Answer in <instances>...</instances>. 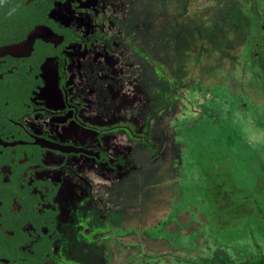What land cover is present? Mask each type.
I'll return each instance as SVG.
<instances>
[{"label": "flooded vegetation", "instance_id": "obj_1", "mask_svg": "<svg viewBox=\"0 0 264 264\" xmlns=\"http://www.w3.org/2000/svg\"><path fill=\"white\" fill-rule=\"evenodd\" d=\"M182 1L0 0V264H113L121 236L163 239L143 192L176 191L174 124L200 95Z\"/></svg>", "mask_w": 264, "mask_h": 264}, {"label": "rangeland", "instance_id": "obj_2", "mask_svg": "<svg viewBox=\"0 0 264 264\" xmlns=\"http://www.w3.org/2000/svg\"><path fill=\"white\" fill-rule=\"evenodd\" d=\"M159 4L154 9V15L158 17V29H174L171 26L175 24L178 4L176 1V5ZM244 4H250L258 24L263 26L260 36L264 44L262 0H244V3L239 0H183L182 7L179 3L180 10H184V28L192 30L194 22L199 25L197 72L200 95L197 97L198 94L185 92L188 100L185 99V107H182L184 115L174 124L184 142L183 163L180 166L176 191L175 178L174 182L169 181L163 187L143 192L153 202V218L167 214V232L162 235L163 239H158L159 230L152 228L148 230L147 237H140L139 234L121 236L117 240L120 243L116 245L113 264H201L202 261L211 259L218 250L225 251L235 262H241L257 253L253 242L248 239L247 231L251 234L252 230H256L260 239L259 246L264 252V234H261L264 228V212H260L255 220L248 221L241 216L236 221L237 218L227 217L225 209L222 208L223 198L230 199L231 202L244 200V197L232 194L230 179L245 181L242 187L251 186L253 181H258V177L261 178L260 181L264 179V162L261 163L264 158V125L257 126L256 121L251 118L247 100H233V95L225 90L226 85L231 86L227 78L232 76L236 64L241 65L243 62L245 67L248 66V59L243 51L251 34L248 16L253 18V15L248 10L246 13L242 10ZM190 34L185 35V50L189 51V55L187 52L188 56L185 57V66L191 69L195 64L193 62H196L194 52L197 48L193 34ZM262 45L251 48V62L264 84ZM160 48L161 44L158 49ZM234 90L231 87L230 92ZM231 108L239 115V118L237 115L232 118L243 123L240 128L244 135L241 134V137L257 156V164L254 166L243 164L241 158L234 159L231 154H228L223 163L212 160L205 162L203 157L200 162L202 154L199 155L196 150L192 140L193 133L189 128H196L195 124L204 123L206 117L213 123L223 121L230 116ZM217 152L222 153V150L218 149ZM240 210V213L244 211L243 208Z\"/></svg>", "mask_w": 264, "mask_h": 264}, {"label": "trees", "instance_id": "obj_3", "mask_svg": "<svg viewBox=\"0 0 264 264\" xmlns=\"http://www.w3.org/2000/svg\"><path fill=\"white\" fill-rule=\"evenodd\" d=\"M239 2L244 3V0H239ZM262 3L264 7L263 0ZM242 10L245 13L248 10L251 12V15H253V18L247 15L250 20L251 34L245 45V50L243 51V54H246L248 59V66L245 67L243 62H241V65L236 64L232 76L227 78V82H229L231 86L227 87L226 85L225 90L233 95V100L244 98L249 102L251 118L256 121L258 124L257 126L261 127L264 125V84L258 78L254 64L251 62V57H253L251 48L263 44V39L260 36L262 32L261 27L263 26L258 24L256 14L252 10L250 4H244ZM262 47L264 54V44ZM231 87L235 88L232 92H230ZM235 115H237V112H235L234 108H231L230 116L224 118L223 121L221 120L217 123H213L209 117H206L204 123H197L195 124L196 128H189L193 133L192 140L196 146V150H198L199 155L202 154L200 156V162L203 161V157L205 162L209 160L211 162L212 160L216 163H223L227 160L228 154H231L234 159L238 160L241 158L243 164H250V166L257 164V156L251 150L252 148L245 144L243 137H241V134L244 135L243 130L240 128L243 123L240 121L236 122L232 118ZM237 116L239 118V115ZM218 149L222 150V153L217 152ZM262 162H264V158L261 160V163ZM257 179V182L253 181L251 186L247 187H242L245 181L230 179L229 184L233 189L232 194L242 196L244 200L231 202L230 199L223 198L222 208L225 209L224 213L226 212L227 217L231 216L237 218L236 221H238L241 216H244L250 221L252 219L255 220L260 212H264V179H262V181H260V177ZM261 183L263 185H261ZM220 199H222V197ZM241 208H243L244 211L240 213ZM229 221L230 220H228V222ZM247 234L249 237L248 239L253 242V245L257 249V253L253 257L245 261L235 262L225 251L218 250L211 259L204 260L201 264H264V252L259 246L260 239L257 237L256 230H252L251 234L247 231ZM261 234H264V228ZM262 239L264 240V238Z\"/></svg>", "mask_w": 264, "mask_h": 264}]
</instances>
